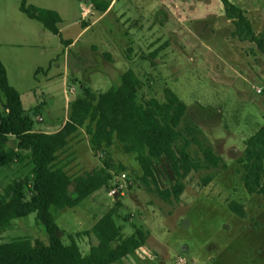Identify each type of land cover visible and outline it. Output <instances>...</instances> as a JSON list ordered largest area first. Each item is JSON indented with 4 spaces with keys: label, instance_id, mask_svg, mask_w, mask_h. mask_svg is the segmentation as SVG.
<instances>
[{
    "label": "rangeland",
    "instance_id": "374dc122",
    "mask_svg": "<svg viewBox=\"0 0 264 264\" xmlns=\"http://www.w3.org/2000/svg\"><path fill=\"white\" fill-rule=\"evenodd\" d=\"M158 1L162 3L159 10ZM229 1L244 10L254 30L264 35V0ZM24 2L61 12L62 38L77 39L75 44L68 47L40 21L29 18L21 10ZM84 4L91 11L86 15ZM107 12L99 18L103 12L89 1L0 0V59L37 130L55 131L68 118L70 103L81 95L84 85L103 93L119 86L128 69L141 77L153 72L150 62L140 56H149L164 42L167 31L156 22H164L171 15L199 36L200 47L213 50L223 61L255 59L249 51L256 45L232 36L234 26L222 0H115ZM84 22L89 28L83 31ZM190 43L185 44L191 47ZM155 62L159 71V59ZM161 88V84L156 91L145 88V93L162 99ZM195 113L199 119L215 115L203 109ZM224 145L219 143V151L229 168L207 187L200 183L201 174H192L180 202L169 203L148 192L139 179L140 165L119 143L108 149V156L96 154L84 130L69 145L68 152H74L66 169L72 175L82 174L104 166L108 158L115 165L126 166L121 173L127 174L128 187L120 197L123 205L118 208L117 223L124 228V237L133 235L137 228L149 237L140 252L118 264H264V199L248 193L242 168L232 159L237 152ZM31 169L29 160L0 168V189L24 178ZM117 200V196L99 193L79 207L58 211L63 239L70 242L73 236L82 253L88 255L96 238L78 234L91 230ZM231 202L242 206L246 216L233 212ZM17 238L47 240L48 234L36 223V214H31L15 220L8 232L0 231V243Z\"/></svg>",
    "mask_w": 264,
    "mask_h": 264
},
{
    "label": "trees",
    "instance_id": "16d2710c",
    "mask_svg": "<svg viewBox=\"0 0 264 264\" xmlns=\"http://www.w3.org/2000/svg\"><path fill=\"white\" fill-rule=\"evenodd\" d=\"M89 1L99 12H106L114 0ZM225 14L232 21V36L256 45L249 52L257 59L264 54V35L258 34L246 12L229 0H222ZM21 10L29 18L40 21L46 29L62 38L59 12L27 6ZM89 23L84 22L86 29ZM67 46L73 41L62 38ZM164 44L149 56L153 72L141 75L134 69L122 74L119 86L98 93L83 86L80 96L69 107L68 119L57 132L37 130L33 116L25 109L21 93L9 82L7 68L0 59V168L10 163L30 161L32 169L21 179H15L0 189V231L8 232L15 220L36 214V223L48 234L41 238H17L0 243V264H118L138 253L146 245L149 233L137 228L124 237V228L117 223L120 195L91 228L78 236L94 235L96 243L84 255L77 240L66 242L57 223V212L79 207L99 193H109L115 187V176L126 170L110 158L104 166L72 175L62 164L61 156L81 131L89 137L96 154L108 156V149L119 143L126 154L133 155L141 167L139 177L147 191L166 202H180L187 188V179L201 174L203 187L210 185L229 168L219 143L237 152L236 163L242 168V180L250 194L264 199V126L250 139L247 148L239 151L216 137L223 122L222 110L200 103L188 105L171 89L157 69L155 59ZM161 84L163 98L148 97L145 88L156 91ZM199 109L215 113L199 119ZM241 217L246 213L236 202L230 203Z\"/></svg>",
    "mask_w": 264,
    "mask_h": 264
},
{
    "label": "crops",
    "instance_id": "0c3cea01",
    "mask_svg": "<svg viewBox=\"0 0 264 264\" xmlns=\"http://www.w3.org/2000/svg\"><path fill=\"white\" fill-rule=\"evenodd\" d=\"M157 5L159 10L162 3L158 1ZM84 7L85 15L91 12L90 7L85 4ZM107 14V11L103 12L99 18ZM177 20L179 22L171 15L164 22H156L167 31L164 42L154 49L166 44L156 57L159 59V71L186 103H201L222 110L223 122L215 131L216 137L229 147L244 151L250 139L264 126V54L251 61L225 62L213 50L200 47L202 41L199 36L179 18ZM76 40H68L73 41L68 47L73 46ZM189 41L191 47L185 44ZM67 119L55 131H43L57 132ZM72 152L74 150H67L61 156L66 167L72 161Z\"/></svg>",
    "mask_w": 264,
    "mask_h": 264
},
{
    "label": "built area",
    "instance_id": "2783aa9c",
    "mask_svg": "<svg viewBox=\"0 0 264 264\" xmlns=\"http://www.w3.org/2000/svg\"><path fill=\"white\" fill-rule=\"evenodd\" d=\"M259 92L262 93V90H259ZM39 121H43V119L41 118ZM127 187H128L127 174L126 173L118 174L115 176V187L112 190H110L109 195L112 198H115L118 195L123 196L125 195Z\"/></svg>",
    "mask_w": 264,
    "mask_h": 264
}]
</instances>
